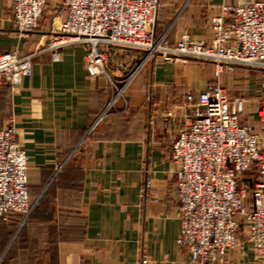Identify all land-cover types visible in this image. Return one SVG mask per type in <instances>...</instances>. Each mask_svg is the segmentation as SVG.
<instances>
[{
  "label": "crops",
  "instance_id": "0c3cea01",
  "mask_svg": "<svg viewBox=\"0 0 264 264\" xmlns=\"http://www.w3.org/2000/svg\"><path fill=\"white\" fill-rule=\"evenodd\" d=\"M238 0H161L154 38L173 46L181 35L211 40L209 17ZM62 0H48L36 29L21 36L0 0V51L33 54L32 72L0 84V128L14 126L28 156V193L39 202L26 221L0 220V264H192L177 245L180 222L170 149L180 123L166 115L184 94L218 80L244 100L241 120L260 135L259 70L235 66L216 76L208 61L106 46V74L88 76L85 46L46 49ZM57 59H52V53ZM118 95L120 97H118ZM151 177V195H142ZM228 250L224 264H264L250 246Z\"/></svg>",
  "mask_w": 264,
  "mask_h": 264
},
{
  "label": "built area",
  "instance_id": "2783aa9c",
  "mask_svg": "<svg viewBox=\"0 0 264 264\" xmlns=\"http://www.w3.org/2000/svg\"><path fill=\"white\" fill-rule=\"evenodd\" d=\"M7 1L13 28L25 37L37 28L48 2ZM160 7L161 0H62L59 14L64 17L50 29L46 49L84 45L90 77L106 74V46L140 49L146 58L212 62L216 76L223 68L257 69L263 97L256 114L264 137V0L221 5L209 17V42L183 34L173 46L154 38ZM32 55L17 48L0 51V84L17 87L32 72ZM244 109L243 99L230 96L213 80L204 90L184 94L166 112L180 123L170 149L177 193L174 217L180 222L176 242L192 264H224L228 250L245 254V246L264 262V150L259 132L241 120ZM27 161L14 126L0 128V220L20 215L24 222L35 206L28 193ZM142 195L150 198L149 176Z\"/></svg>",
  "mask_w": 264,
  "mask_h": 264
},
{
  "label": "rangeland",
  "instance_id": "374dc122",
  "mask_svg": "<svg viewBox=\"0 0 264 264\" xmlns=\"http://www.w3.org/2000/svg\"><path fill=\"white\" fill-rule=\"evenodd\" d=\"M121 96V95H120ZM119 95H118V97H120ZM31 200L33 201V202H35V206H34V208H33V210L36 208V206H37V204H38V202H39V199H38V196L36 195V194H32L31 195ZM32 213V212H31ZM31 213H30V215H31ZM29 215V216H30ZM26 221V220H25Z\"/></svg>",
  "mask_w": 264,
  "mask_h": 264
},
{
  "label": "trees",
  "instance_id": "16d2710c",
  "mask_svg": "<svg viewBox=\"0 0 264 264\" xmlns=\"http://www.w3.org/2000/svg\"><path fill=\"white\" fill-rule=\"evenodd\" d=\"M17 216V215H16ZM20 216V215H19ZM21 217V216H20ZM22 218V217H21Z\"/></svg>",
  "mask_w": 264,
  "mask_h": 264
}]
</instances>
